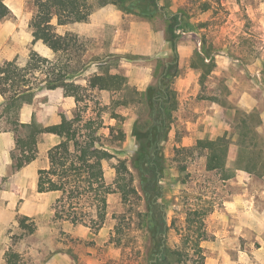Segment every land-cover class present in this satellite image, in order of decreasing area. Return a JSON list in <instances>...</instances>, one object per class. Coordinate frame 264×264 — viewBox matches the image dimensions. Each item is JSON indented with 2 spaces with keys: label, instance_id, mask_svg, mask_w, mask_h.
I'll return each mask as SVG.
<instances>
[{
  "label": "rangeland",
  "instance_id": "rangeland-1",
  "mask_svg": "<svg viewBox=\"0 0 264 264\" xmlns=\"http://www.w3.org/2000/svg\"><path fill=\"white\" fill-rule=\"evenodd\" d=\"M90 1L94 9L101 8L96 6L98 0ZM109 2L116 3L107 5L124 15V27L130 20L135 22L139 39L150 28L162 42L173 41L176 49L175 54L166 53L165 48L158 51L157 43L150 55L116 53L109 52L106 43L87 40L81 41L83 56L72 62L78 70L75 82L82 87L100 72L94 64L82 69L96 57L106 61L103 67L111 74L122 77L119 92L88 88L85 94L108 107L103 113L106 126L116 124L110 119L112 112L124 119L120 124L124 139L117 144L115 156L126 162L132 178L130 182L125 175L121 181L125 200L115 186L116 161L112 160L103 168L105 182L114 193L107 196L106 218L98 232L53 220L50 197L27 191L23 194L35 202L37 212L26 216L35 225L34 232L26 234L19 227L24 200L5 178L0 184V214L6 211L9 218L0 226V264H5L9 250L19 253L26 264H49L56 257L71 264H150L157 256V242L142 186L144 164L157 146L161 195L156 202L165 220L163 245L175 252L171 264H264V163L253 172L234 170L238 118L253 115L250 126L264 143V0H156L158 10L145 0ZM13 3L17 16L10 12L0 24L11 23L30 32L34 0ZM120 5L130 10L123 11ZM172 16L176 18L170 20ZM202 42L209 56L204 61L207 66L196 55ZM34 51L31 45L25 54L30 52V57ZM27 60L18 64L24 66ZM47 92L35 93V122L45 126L52 117L72 118L76 106L61 109L58 97L46 96ZM155 98L159 100L152 101ZM112 101L124 105L113 107ZM25 104L30 103H23L20 110ZM89 106L94 109L93 104ZM6 127V118L1 117L0 128ZM241 133L250 142L248 131ZM221 138L228 145L229 179L207 171L204 152L196 148L205 140ZM243 159L242 165L249 166ZM11 201L15 209L8 208Z\"/></svg>",
  "mask_w": 264,
  "mask_h": 264
},
{
  "label": "trees",
  "instance_id": "trees-1",
  "mask_svg": "<svg viewBox=\"0 0 264 264\" xmlns=\"http://www.w3.org/2000/svg\"><path fill=\"white\" fill-rule=\"evenodd\" d=\"M119 1L124 4L129 0ZM145 1L154 10L160 9L156 0ZM111 3L116 5L109 0H98L96 6L103 7ZM34 8L35 12L28 25L32 44L38 41L42 42L53 52L54 57L50 60L32 52L24 66L18 65L16 61L3 62L0 65V95L4 98L0 118L5 117L8 124V127L0 128V130L10 131L15 137V149L10 155L13 171H18L36 158V144L40 135L53 134L59 138V142L47 151L48 168L37 172V192L58 193L52 206L53 220L68 222L74 227L83 226L96 233L105 222L107 196L114 193L111 186L105 182L104 163L116 161L114 167L115 186L124 200L127 192L121 181L123 182L127 175L130 182L132 178L126 162L115 156L117 144L122 143L124 139L123 130L120 127L124 120L123 117L114 112L110 113V119L115 120L116 124L106 126L103 113L108 107L101 106L99 101L91 99L85 92L88 88L119 92L122 90V77L111 74L108 67H103L106 65V61L96 57L83 62L82 69L94 64L100 69V72H96L88 78L86 87L75 82L74 73L78 70L73 69L72 62L85 53L84 43L77 37L58 34L51 22L55 19L59 26L88 22L94 9L90 0H34ZM120 9L130 10L123 5H120ZM9 15L10 11L4 0H0V20ZM175 18L176 16H172L170 20ZM171 44L175 51L173 41ZM204 47L205 44L202 42V48L196 52V55L200 57L203 66H207L204 61L209 56ZM42 89L47 91L61 89L64 97H72L76 105L73 117L67 119L65 116H61L59 124L48 126L38 125L33 117L30 123H21L19 113L22 104L31 103L35 93ZM158 100L155 98L152 101ZM165 101H168V97ZM89 103L94 105L93 110ZM112 105L118 107L124 103L112 101ZM157 113L160 115L163 113L162 105L159 106ZM252 116L247 115L236 120L238 155L234 170L253 172L264 163V143L263 141L260 143L259 136L250 126ZM243 129L251 135L248 143L242 139L241 130ZM196 148L204 152L207 171L220 173L224 179H229L232 176L227 173L229 169L227 167L228 145L226 139L205 140L196 145ZM243 156L251 168L242 165ZM160 170L157 146L144 164L146 179L142 186L154 220V239L157 242L155 247L157 256L150 264H171L170 257L175 252H170L163 245L165 220L161 206L156 202L161 195L158 181ZM131 192L134 193L135 190L131 189ZM26 221H30V224H26ZM19 227L26 234H32L35 230L34 223L26 216L20 217ZM115 243L119 244V241H115ZM4 263L26 264L19 253L11 250L5 253Z\"/></svg>",
  "mask_w": 264,
  "mask_h": 264
},
{
  "label": "crops",
  "instance_id": "crops-1",
  "mask_svg": "<svg viewBox=\"0 0 264 264\" xmlns=\"http://www.w3.org/2000/svg\"><path fill=\"white\" fill-rule=\"evenodd\" d=\"M14 0H8L6 6L11 13L17 16L16 8L13 3ZM124 15L122 12L117 11L111 5H106L101 8L94 9L86 23H73L68 25H57L56 20H52V24L55 26L56 32L62 36H73L79 38L81 41L94 40L97 42L106 43L109 48V52H130L132 54L150 55L155 53V45L158 43V51L165 48L173 54L176 53L172 49V44L168 41L162 42L158 39V35H155L150 28L146 29V35H142L139 39V34H136L135 22L129 21L127 27H124L126 22L123 20ZM1 25L0 24V65L3 62L16 61L25 62L29 59V53L25 54L26 47L32 45L34 52L40 56L50 59L53 56V52L47 48L42 42L38 41L32 44V37L30 32L23 31L17 25ZM16 36H12L15 35ZM160 41V42H159ZM157 50V49H156ZM19 65V64H18ZM57 96L59 99L60 108L63 109L66 106L75 107V102L72 97H64L63 91L60 89L47 92L45 95ZM37 98V94L30 104H25L20 110L19 120L21 123H30L34 113L36 112L34 107V101ZM47 104V103H46ZM46 104H41L42 108L46 107ZM4 106V98L0 95V112ZM40 107V109H41ZM61 118L59 116L52 117L50 125H56L60 123ZM48 126V125H45ZM59 142V138L53 134H42L38 137L36 148L37 156L29 164L25 165L18 171H13L11 153L15 149V137L10 131L0 130V184L5 178L9 179L10 187L13 188L14 194L19 195L18 198L24 200V204L20 207V213L24 216H33L37 212L36 205L31 198L24 196L23 193L30 191L32 194L40 196H49L50 201L54 203L58 197V193H38L37 181L38 170L48 168L47 151L55 146ZM18 198L17 201L19 200ZM29 199V200H28ZM28 200V201H27ZM14 201V200H13ZM10 202L8 208L15 209V203ZM13 203V204H11ZM33 203V204H31ZM0 214V226L8 223L6 217V211H2ZM5 214V215H4ZM62 262V264H71L68 259L62 257L54 258L49 264H55L56 262Z\"/></svg>",
  "mask_w": 264,
  "mask_h": 264
}]
</instances>
